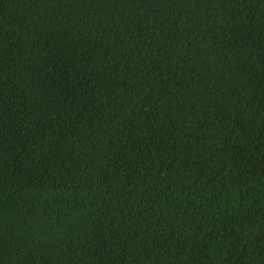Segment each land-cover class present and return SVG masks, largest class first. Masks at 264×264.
<instances>
[{"label":"trees","instance_id":"16d2710c","mask_svg":"<svg viewBox=\"0 0 264 264\" xmlns=\"http://www.w3.org/2000/svg\"><path fill=\"white\" fill-rule=\"evenodd\" d=\"M0 264H264V0H0Z\"/></svg>","mask_w":264,"mask_h":264}]
</instances>
